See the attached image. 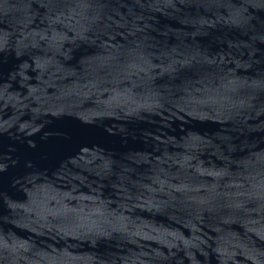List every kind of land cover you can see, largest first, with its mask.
Returning <instances> with one entry per match:
<instances>
[{
  "label": "water",
  "instance_id": "water-1",
  "mask_svg": "<svg viewBox=\"0 0 264 264\" xmlns=\"http://www.w3.org/2000/svg\"><path fill=\"white\" fill-rule=\"evenodd\" d=\"M0 264H264V0H0Z\"/></svg>",
  "mask_w": 264,
  "mask_h": 264
}]
</instances>
